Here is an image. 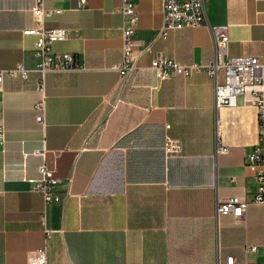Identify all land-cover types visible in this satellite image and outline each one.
Instances as JSON below:
<instances>
[{
  "label": "crops",
  "instance_id": "obj_1",
  "mask_svg": "<svg viewBox=\"0 0 264 264\" xmlns=\"http://www.w3.org/2000/svg\"><path fill=\"white\" fill-rule=\"evenodd\" d=\"M120 0H45L62 11L44 21L66 27L54 44L78 68L45 74L43 124L35 120V73L26 81L3 76L0 87V264H26L43 242L42 206L30 190L42 164L67 192L47 224L62 232L46 243V264H216L245 244L264 257V204L253 202L254 182L244 156L258 142L250 88L234 107L214 106L213 78L202 70L160 81L149 68L156 55L182 64L212 58L207 27L157 34L161 0H136L134 69L113 68L121 59ZM33 0H0V69L33 66ZM210 24H225L230 55L264 58V0H203ZM264 88V86H263ZM264 142V117L261 131ZM166 137L180 144L165 155ZM225 147V152L217 148ZM36 150H44L43 155ZM230 196L245 200L243 217L214 213ZM252 259V257H249Z\"/></svg>",
  "mask_w": 264,
  "mask_h": 264
},
{
  "label": "built area",
  "instance_id": "obj_2",
  "mask_svg": "<svg viewBox=\"0 0 264 264\" xmlns=\"http://www.w3.org/2000/svg\"><path fill=\"white\" fill-rule=\"evenodd\" d=\"M162 23L157 34L165 38L169 31L182 28L205 26L208 28L212 40V58L205 64H182L171 58L156 55L150 62L149 68L156 79L167 80L173 76H187L191 71L202 70L213 78L214 106L234 107L237 99L246 88H250L252 103L257 111L258 142L244 156V166L254 182L253 202L264 204V142L262 138L264 117V58L255 55H230L228 53V31L225 24H210L207 22L203 0H161ZM86 0H76V8H82ZM136 0H120L117 11L121 15V59L113 66L121 77H126L135 68L132 55L133 36L138 19L135 9ZM62 11L59 7H47L45 0H33L30 13L35 25L22 30L23 35L34 37L31 50L33 66L26 68L18 63L11 68L0 69V87L3 76L18 78L26 81L29 73H35L33 88L40 94V99L34 103L37 110L35 120L43 124L44 112V83L48 72L70 70L78 68L79 64L71 53L57 51L54 44L66 40L70 29L66 27H46L44 21ZM264 46V40H261ZM4 142V128L0 122V146ZM180 144L177 140L166 137L164 152L166 156L178 153ZM217 151L225 152L226 148L219 146ZM36 154L43 155L44 150H36ZM40 177L35 180L30 190L41 197L42 206L38 220L43 233V242L27 255L26 264H46V243L54 233L62 232L61 224L58 228H50L47 224L48 208L57 205L62 219V210L68 193L59 188V178L53 170L44 164L38 167ZM248 203L237 196H230L215 203L214 213L219 216H231L235 221L243 217ZM258 247L254 244H245L242 248V261L237 263L233 255L220 259L217 255L216 264H264L255 261ZM252 257V259H249Z\"/></svg>",
  "mask_w": 264,
  "mask_h": 264
}]
</instances>
